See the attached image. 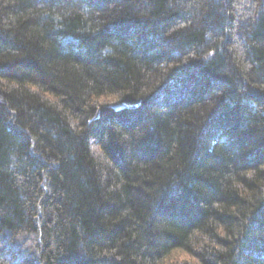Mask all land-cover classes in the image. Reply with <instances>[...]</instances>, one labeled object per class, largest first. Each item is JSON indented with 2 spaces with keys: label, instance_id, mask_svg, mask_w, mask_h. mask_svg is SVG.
<instances>
[{
  "label": "trees",
  "instance_id": "obj_1",
  "mask_svg": "<svg viewBox=\"0 0 264 264\" xmlns=\"http://www.w3.org/2000/svg\"><path fill=\"white\" fill-rule=\"evenodd\" d=\"M174 251L264 264V0H0V264Z\"/></svg>",
  "mask_w": 264,
  "mask_h": 264
},
{
  "label": "rangeland",
  "instance_id": "obj_2",
  "mask_svg": "<svg viewBox=\"0 0 264 264\" xmlns=\"http://www.w3.org/2000/svg\"><path fill=\"white\" fill-rule=\"evenodd\" d=\"M190 259L191 258L186 253H183L181 251H174L172 255L165 260L164 264H182L184 261L188 262V260Z\"/></svg>",
  "mask_w": 264,
  "mask_h": 264
},
{
  "label": "water",
  "instance_id": "obj_3",
  "mask_svg": "<svg viewBox=\"0 0 264 264\" xmlns=\"http://www.w3.org/2000/svg\"><path fill=\"white\" fill-rule=\"evenodd\" d=\"M125 107H126V105L123 104V103L115 105V109H116V110H121V109H123V108H125Z\"/></svg>",
  "mask_w": 264,
  "mask_h": 264
}]
</instances>
